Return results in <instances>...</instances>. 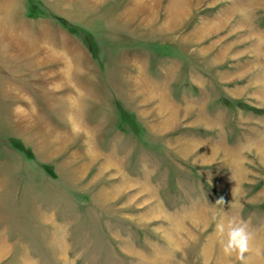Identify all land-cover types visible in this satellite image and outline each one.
<instances>
[{
  "label": "rangeland",
  "instance_id": "rangeland-1",
  "mask_svg": "<svg viewBox=\"0 0 264 264\" xmlns=\"http://www.w3.org/2000/svg\"><path fill=\"white\" fill-rule=\"evenodd\" d=\"M138 1L0 0V243L22 246L0 264H238L216 231L233 216L264 264V9ZM45 33L71 55L61 90ZM159 93L205 130L154 134Z\"/></svg>",
  "mask_w": 264,
  "mask_h": 264
},
{
  "label": "crops",
  "instance_id": "crops-1",
  "mask_svg": "<svg viewBox=\"0 0 264 264\" xmlns=\"http://www.w3.org/2000/svg\"><path fill=\"white\" fill-rule=\"evenodd\" d=\"M51 1H52V4H50V8H51L50 11L57 12L58 14H61L62 13V6H63V3H64L65 0H51ZM69 1L73 2L75 0H67L68 4H69ZM79 1L81 2V4L84 7V9L86 8L87 11L91 10V7H92L91 0H78V2ZM140 1H142V0H139L138 2H140ZM239 1H240L239 5H242L241 0H239ZM247 1L245 0V2H247ZM93 2H94L93 3V5H94L96 3V1H93ZM250 3L254 4L253 5L254 7L249 8L248 9V13L251 12V11H254V14H255L258 10L264 9V0H261V1L260 0H254V1H251ZM134 6L138 9V7L136 5V2L134 4ZM136 8H134L133 10H135ZM236 12L240 13V15L244 14V10L241 8V6H239V8L237 9ZM188 14L189 13H187L186 16L182 15L180 17V20H184L185 18H186V20H188V18H189ZM63 17L66 18V20H67L66 16L63 15ZM69 19H73V18H69ZM145 19L141 18V20H143L147 24L151 25V23H148ZM241 19L244 20L243 16H242ZM243 20H241V21H243ZM255 27H256V24H255V21H254V29H255ZM204 28H205L204 26L203 27L200 26V28L197 31V33L199 31H200V33H202ZM258 32H259V30H258ZM55 34H56V36L59 37L60 42H66L68 40H72L70 35H74V34H70L66 29H63V28L62 29H58L57 31H55ZM55 34H50V33L46 34L45 33V35L43 36V40L40 43L41 45H39V47H41V49H43V51H44V48L49 49L50 52H52L56 56V57L52 56L55 62L63 61V64L59 66V67H61V66L62 67L56 73H50V75L51 74H54V75L58 74L59 75V79H54L51 82V83L58 82L59 86H57V87L54 86V87H51V88L53 90H56V88L61 90L63 88L62 85L63 84L66 85V82H67V78H66L68 76L67 60L70 62L71 55H70V52H68L69 48L67 49L66 47H63L61 45L59 46V45L56 44V42L54 40V37H55L54 35ZM56 45L59 48H57ZM51 49H55V50L57 49L58 51L51 50ZM49 58H51V57H49ZM137 87H138V85H137ZM153 89L151 88L152 91H150V92H154ZM173 96H175V95H171V96L167 95V96H165V95H163V93H159L158 96H157V99H156L157 101L154 102L155 104H153L151 107H146L145 106V109H142V110L140 109L139 113H140L141 118L142 119L145 118L144 123L147 124L148 127L151 129V131L154 134H156V135H164V134H167L168 132H172V131H175L177 129H181V130H183V132L188 131L189 129H191V130L192 129H198L199 130L200 128L191 127L192 125L180 124L179 114H180V112L184 113L185 111L184 110L183 111L180 110V108L178 106V103L172 98ZM175 97H177V96H175ZM140 100H144L142 102L147 103L149 100H152V99H150V98L148 99L147 97H144V98H141ZM165 109H166L165 112H167V115L166 116H162V114L164 113ZM22 113L23 112H21V114ZM203 120H205V119H203ZM200 130L202 131V130H205V129L202 128ZM181 137H183V136H181ZM186 138L190 139L189 136H187ZM172 147H173V144H172ZM222 150L225 151L226 150L225 147ZM177 154L178 155H183L184 153H182L179 150H177ZM187 155H188V152H187ZM21 247L16 245V243H10L9 244L5 240H4V242H1L0 243V263H2L4 261H7V260H11L13 258V256H14L13 253L20 252V250H22V249H20ZM24 251H26V250H24ZM18 257H19V255H18Z\"/></svg>",
  "mask_w": 264,
  "mask_h": 264
},
{
  "label": "clouds",
  "instance_id": "clouds-1",
  "mask_svg": "<svg viewBox=\"0 0 264 264\" xmlns=\"http://www.w3.org/2000/svg\"><path fill=\"white\" fill-rule=\"evenodd\" d=\"M217 203L224 204L218 200ZM216 231L222 237L221 250L225 256L234 257L238 264H247V254L252 251L253 232L242 217L233 216L227 223L218 220Z\"/></svg>",
  "mask_w": 264,
  "mask_h": 264
},
{
  "label": "trees",
  "instance_id": "trees-1",
  "mask_svg": "<svg viewBox=\"0 0 264 264\" xmlns=\"http://www.w3.org/2000/svg\"><path fill=\"white\" fill-rule=\"evenodd\" d=\"M63 23H65V22H63ZM72 32V31H71ZM74 33V32H73Z\"/></svg>",
  "mask_w": 264,
  "mask_h": 264
}]
</instances>
